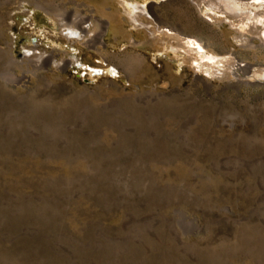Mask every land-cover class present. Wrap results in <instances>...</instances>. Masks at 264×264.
I'll return each instance as SVG.
<instances>
[{"label":"rangeland","instance_id":"obj_1","mask_svg":"<svg viewBox=\"0 0 264 264\" xmlns=\"http://www.w3.org/2000/svg\"><path fill=\"white\" fill-rule=\"evenodd\" d=\"M132 1L178 37L119 0H0V264H264V43L221 0ZM80 9L101 52L64 34ZM184 36L248 66L205 77Z\"/></svg>","mask_w":264,"mask_h":264},{"label":"bare ground","instance_id":"obj_2","mask_svg":"<svg viewBox=\"0 0 264 264\" xmlns=\"http://www.w3.org/2000/svg\"><path fill=\"white\" fill-rule=\"evenodd\" d=\"M193 1H195L197 4L203 3L202 0H193ZM221 1L222 3L220 4H222V7H219V9L214 10V16L215 17L220 16L222 18L224 17V19L231 22L233 28L235 27L238 31L242 32V34L239 37L242 38L244 41L250 43V46L255 44L254 43L255 37L260 38L263 44L264 43V0H247V1L221 0ZM119 2L120 4L123 5L125 16L132 24V26H134L135 28L144 27L148 31L149 36L147 37V43H150L152 45L157 44L160 38L159 34L161 33L165 34L166 38L174 39L178 37L179 34L172 28H169L167 26L157 25V23H155V21L152 20L153 18L151 17L148 11L149 9L146 7V5L140 4L132 0H119ZM206 3L207 2H205V4ZM212 5L210 6L208 5L207 9H209ZM213 7L214 6H212V8ZM71 12L72 14H68V15L66 14L67 16L63 15L64 17H62L59 13L57 14L59 19L70 20L71 25L68 23L62 24V27L64 29H67V31H65L64 34L67 36L70 42L75 40L73 41L74 43L81 42L84 45L88 47H92L96 49L98 52H101L102 47L105 45L103 42V37L107 30V21L105 19L99 18L92 11L90 13L87 12L86 9H80L79 11H71ZM212 12L210 14H212ZM231 12H233L234 13L233 16H237V18L234 17V19H231L229 17L230 15H232V14L229 15V13ZM146 17L147 18L151 17L152 19L150 18L147 19ZM260 25L262 26L261 28ZM250 31L252 32V34L249 33ZM253 32H257V34H254ZM182 39H179V41L181 40V43L179 42L178 45L185 47V49L184 48L183 49L186 50V52L190 54H194V58L196 61L195 69L197 73L198 72L200 73L201 71V74L202 75L204 74L205 77L222 78L226 70L236 73L241 69L245 68L246 66H248V65H244L243 63L236 62L235 61L236 59H233V56L230 54L225 56H221V55L219 56L217 54L208 51L204 46V44H202L200 40H197L196 38L190 36H184L182 37ZM22 56L32 57L27 61L29 64L32 65L40 64L42 66L43 65L46 66L47 64H55L58 67L60 66L61 68L62 67L64 68L67 65V61H68L65 56H61L57 51L50 52L48 50H42L38 48L37 49L35 48V50L33 48H28L24 50L21 57Z\"/></svg>","mask_w":264,"mask_h":264},{"label":"flooded vegetation","instance_id":"obj_3","mask_svg":"<svg viewBox=\"0 0 264 264\" xmlns=\"http://www.w3.org/2000/svg\"><path fill=\"white\" fill-rule=\"evenodd\" d=\"M58 16V15H57ZM59 19V18H58ZM62 23L64 24V23H68V24H70L71 25V23H70V20H68V19H63V21H62ZM73 41H75V40H73ZM73 41H71L70 43H73V44H75ZM31 48H33L34 50H35V48L37 49V47L36 46H32ZM39 49V48H38ZM42 50H46V49H42ZM66 57V56H65ZM67 58V57H66ZM67 65L68 64H70L71 62H72V60H75L74 58H71V57H69V58H67Z\"/></svg>","mask_w":264,"mask_h":264}]
</instances>
